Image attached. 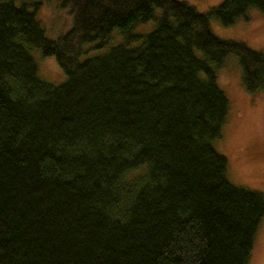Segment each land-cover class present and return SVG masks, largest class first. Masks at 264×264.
<instances>
[{"label": "trees", "instance_id": "trees-1", "mask_svg": "<svg viewBox=\"0 0 264 264\" xmlns=\"http://www.w3.org/2000/svg\"><path fill=\"white\" fill-rule=\"evenodd\" d=\"M56 3L71 21L51 40L38 3L0 0V264H248L264 193L229 182L213 146L229 111L216 71L232 54L264 94V55L209 19L264 17V0ZM113 30L136 44L80 60ZM31 48L63 83L38 77Z\"/></svg>", "mask_w": 264, "mask_h": 264}, {"label": "rangeland", "instance_id": "rangeland-1", "mask_svg": "<svg viewBox=\"0 0 264 264\" xmlns=\"http://www.w3.org/2000/svg\"><path fill=\"white\" fill-rule=\"evenodd\" d=\"M203 13L222 0H177ZM38 3L36 19L44 29L45 36L54 40L70 26V17L59 8L56 0H13ZM159 14L155 10L154 17ZM247 20L237 19L234 24L223 27L218 20L209 19V29L217 38L239 42L264 55V17L256 10L247 12ZM154 20L135 26L133 35H144L154 28ZM130 43L116 30L109 34L104 45L87 44L80 60L93 55L106 53L111 47ZM30 54L36 63L38 77L53 86L64 82L65 75L58 67L53 56H43L38 48H31ZM217 85L226 94L229 111L221 130V136L214 142L216 151L227 161L226 177L235 186L264 193V94H248L241 83V72L237 58L229 54L221 68L216 71ZM248 264H264V217L254 239V246Z\"/></svg>", "mask_w": 264, "mask_h": 264}]
</instances>
